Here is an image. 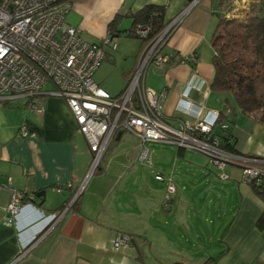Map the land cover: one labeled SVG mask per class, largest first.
I'll list each match as a JSON object with an SVG mask.
<instances>
[{
  "label": "crops",
  "instance_id": "1",
  "mask_svg": "<svg viewBox=\"0 0 264 264\" xmlns=\"http://www.w3.org/2000/svg\"><path fill=\"white\" fill-rule=\"evenodd\" d=\"M67 1L72 6L67 23L92 43H101L108 36V25L116 16L121 20L119 30L127 36L132 24L130 14L146 5L166 6L165 21L172 28L161 54L174 52L178 58L177 63L156 65L158 69L154 70L157 72L154 77L161 83L158 92L167 93L163 112L174 120H195L199 113L210 117L223 110L226 96L210 87L214 76V49L210 40L217 25L216 0H197L187 12L194 0ZM253 1L264 5V0H231L234 14L242 17ZM146 47L141 40L131 69L126 67L120 74L125 87L116 95L130 82ZM108 55L106 52L105 59ZM183 57L192 59L179 63ZM148 69L146 84L152 88ZM103 78L102 84H106L108 77ZM38 97L43 102L40 112L31 111L28 100L23 104L14 101L8 106L0 102V264H172L177 261L202 264L207 260L208 264L264 263V232L257 227L264 203L244 181L240 165L229 164L222 171L227 180H233L238 197L232 199L239 198V204L232 216L229 213L235 204L228 205L224 212L232 222L220 245L212 243L213 248H202L193 243V247H188L181 231L183 225L185 230H193L188 225L191 206L187 205V197L177 195L176 191L167 202L169 206L166 198L157 205L148 192L146 198L140 199L129 180L133 160L122 161V157L108 159L104 171L95 173L83 185L89 147L76 129L74 116L64 99ZM235 120L231 130L236 149L242 155L264 161V124L254 116L240 113ZM123 133L113 141L121 143ZM138 151L137 140L126 153ZM259 166L264 169V163ZM230 168L232 172L228 173L226 170ZM145 183L148 185L147 180ZM145 187L149 190V186ZM11 188L20 191L26 200L20 213L8 223L6 209L12 199ZM80 188L83 190L79 211L69 208L60 221L50 224L53 214L63 213L71 206L73 194ZM158 206L167 213L165 227L176 228L182 234L181 239L155 225ZM194 207H197L195 213L203 212L202 207ZM120 232L129 235L131 242L116 248L114 240Z\"/></svg>",
  "mask_w": 264,
  "mask_h": 264
},
{
  "label": "built area",
  "instance_id": "2",
  "mask_svg": "<svg viewBox=\"0 0 264 264\" xmlns=\"http://www.w3.org/2000/svg\"><path fill=\"white\" fill-rule=\"evenodd\" d=\"M71 8L66 0H0V102L25 98L31 111L40 112L43 102L38 96L64 99L74 116L76 129L83 134L93 155L83 185L101 168L110 142L123 132L137 138L139 160L150 168L148 145L159 144L204 154L221 171L229 164L240 165L246 183L248 179L264 178V169L259 166L263 160L234 154L221 147L218 132L228 131L230 125L219 120V112L210 117L199 113L195 120H174L163 112L166 91L158 92L147 86L148 67L152 63L161 67L173 57L171 53L161 54L171 24L145 48L124 91L111 95L95 82L94 74L106 57L104 48H116L115 39L106 37L101 43L83 39L66 21ZM136 30L142 36L148 32L143 26ZM48 84H51L49 89ZM222 174L223 179L228 178ZM155 177L165 181L161 174ZM11 191L12 199L6 209L8 223L20 213L25 199L16 188ZM166 192L167 201L176 192L171 178ZM69 208L53 214L52 224L60 221ZM130 242L129 235L118 233L114 246L119 248Z\"/></svg>",
  "mask_w": 264,
  "mask_h": 264
},
{
  "label": "rangeland",
  "instance_id": "3",
  "mask_svg": "<svg viewBox=\"0 0 264 264\" xmlns=\"http://www.w3.org/2000/svg\"><path fill=\"white\" fill-rule=\"evenodd\" d=\"M116 42L117 48L115 50L107 47L104 48L105 52L109 55L105 59L97 76L94 77L95 82L97 84L100 82L103 89L112 95H116L117 92L125 87L122 80H120V74L126 67H130L131 69L137 50H139L141 40L130 39L125 34L121 33V35L116 38ZM151 65V69H148V82L154 90L158 91L157 89L161 87V83L154 77V74H157L154 70L158 69V67L154 63ZM102 77H104L103 79L108 77L106 84H102L104 82L101 79ZM46 88H51V84H48ZM14 101L18 104H23L26 99L19 98ZM14 101L10 102L12 103ZM136 143L137 138L128 132L123 133L121 143L117 144V142L112 140L101 161V168L95 173L99 174L103 172L104 170H102V168L105 167L107 160L112 157H122V161L125 159H132L133 163L129 170L131 173L129 180L130 183L133 182L134 184H132V186H134L133 192L138 193L140 199L146 198L148 192L149 195L155 199L157 205H160L166 198L168 179H173L177 187V195L181 194L182 196H186L187 205L191 206L188 225L192 226L193 230L189 232V229L185 230L186 225L181 226L182 234L185 236L183 240L184 244L189 247L195 243L202 248H213L214 246L212 243L220 245L222 237L232 222L231 218L227 219V215L224 212L228 205L235 204L232 208L233 210L229 213L230 216H232V213L237 209L239 204V198L232 199V196L236 195L235 197H238L237 188L232 185V183H234L233 180L221 178L223 172L220 171L206 155L190 151H181L182 153H180L176 146L170 145H148L152 159V168H150L140 162V151L137 152L138 155L126 153L129 152ZM87 150L86 157L89 158L88 175L93 155L89 149ZM122 152L124 154H122ZM136 155L137 158H135ZM226 171L229 173L232 172V169L230 168ZM95 173H93L92 176ZM158 173L164 175L165 181L160 182L156 180L155 176ZM231 176L233 175L231 174ZM146 180L148 185L145 183ZM145 186H149V190ZM174 195L175 194L172 196L174 197ZM178 198L179 196H177V199ZM194 206L202 207L201 209H203V212L201 214L195 213L197 207L195 208ZM157 209L158 212L154 219L155 225L159 226L163 231H172L175 233V238L181 239L182 234L176 232V228H166L163 224L167 213L162 211L160 206H158ZM169 255L173 260L172 255Z\"/></svg>",
  "mask_w": 264,
  "mask_h": 264
},
{
  "label": "trees",
  "instance_id": "4",
  "mask_svg": "<svg viewBox=\"0 0 264 264\" xmlns=\"http://www.w3.org/2000/svg\"><path fill=\"white\" fill-rule=\"evenodd\" d=\"M216 2L217 10L214 14L217 17V25L210 40L214 49V76L210 87L212 91L226 96L224 108L219 112V120L229 123L230 128L228 131L218 132L221 137L220 145L228 152L242 155L236 149L231 130L238 114L254 116L264 124V5L261 2H251L248 12L241 17L234 14L231 0H216ZM165 17L166 6L146 5L141 10L130 14L132 24L127 36L140 38L143 45L147 46L167 27ZM120 23L119 16H116L108 25L107 37L115 39L121 35ZM138 26L148 28L145 36L137 33ZM169 34L170 32L164 39L165 43ZM170 53L173 57L168 62L177 63L175 60L178 54ZM191 59V57H183L180 58L179 63H187ZM1 103L4 106L11 104L10 101ZM178 150L180 153L185 151ZM248 185L264 203V178L248 179ZM80 198L71 206L75 211L80 209ZM167 202L166 200V206H169ZM257 227L264 232V210L257 221ZM208 262L209 260L202 264H208ZM172 264L184 263L177 261ZM256 264L264 263L259 261Z\"/></svg>",
  "mask_w": 264,
  "mask_h": 264
},
{
  "label": "clouds",
  "instance_id": "5",
  "mask_svg": "<svg viewBox=\"0 0 264 264\" xmlns=\"http://www.w3.org/2000/svg\"><path fill=\"white\" fill-rule=\"evenodd\" d=\"M147 46H148V45H147ZM176 191H177V187H176ZM76 192H77V191H76ZM175 193H176V192H175ZM75 195H76V193H75ZM80 195H81V193H80ZM74 197H75V196H74ZM73 200H74V198H73ZM73 200H72L71 206H72L73 203L75 202V201L73 202ZM168 201H169V200H168ZM71 206H70V208H71ZM52 222H53V220H51L49 223L52 224Z\"/></svg>",
  "mask_w": 264,
  "mask_h": 264
},
{
  "label": "water",
  "instance_id": "6",
  "mask_svg": "<svg viewBox=\"0 0 264 264\" xmlns=\"http://www.w3.org/2000/svg\"><path fill=\"white\" fill-rule=\"evenodd\" d=\"M120 135H121V134H118L116 138H119V137H120ZM79 196H80V194H79V195H77V196L75 197V199L73 200V202H74V201H76V200L79 198Z\"/></svg>",
  "mask_w": 264,
  "mask_h": 264
}]
</instances>
